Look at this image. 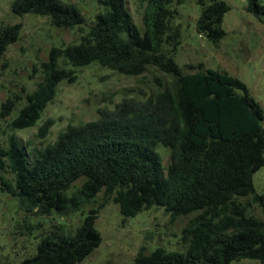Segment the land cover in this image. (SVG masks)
I'll use <instances>...</instances> for the list:
<instances>
[{"label":"trees","instance_id":"trees-1","mask_svg":"<svg viewBox=\"0 0 264 264\" xmlns=\"http://www.w3.org/2000/svg\"><path fill=\"white\" fill-rule=\"evenodd\" d=\"M145 3L139 28L126 0H100L94 16L75 44L52 48L40 64L42 81L25 96L9 129L33 127L56 94L59 83L76 80L74 69L97 64L126 76H140L148 67L171 82L143 101L123 100L113 110H99L98 119L68 125L54 143L28 154L13 135L0 143L2 192L16 197L25 211L60 216L92 205L71 234L42 237L35 254L21 264H79L101 244L97 215L110 200L123 219L152 208L174 221L194 215L182 229V251L141 248L133 264L264 263V214H249L241 199L251 197L264 209L253 174L264 166V105L246 85L225 72L189 66L185 73L174 56L181 45L175 24L183 0H139ZM196 32L212 44L224 38L223 0H195ZM245 11L264 24V5L244 0ZM15 16L45 17L57 29L79 28V8L62 0H13ZM19 26L0 27V59L18 40ZM64 65V66H63ZM68 68H67V67ZM14 100L1 104L0 119L9 116ZM52 120L39 128L44 139ZM1 135V133H0ZM168 150L166 168L158 148ZM13 177L8 181L3 173ZM81 181L79 187L74 184ZM98 195L101 201L94 206ZM264 212V210H263Z\"/></svg>","mask_w":264,"mask_h":264},{"label":"rangeland","instance_id":"rangeland-1","mask_svg":"<svg viewBox=\"0 0 264 264\" xmlns=\"http://www.w3.org/2000/svg\"><path fill=\"white\" fill-rule=\"evenodd\" d=\"M13 0H0V27L19 26L18 40L10 45L0 59V109L8 99L14 100L9 116L0 119V143L6 148L8 137L13 135L28 154L55 142L68 125L78 126L98 119V111L113 110L123 100L143 101L162 91L170 82L168 75L148 67L140 76H126L97 64L74 69L76 80L59 83L56 94L33 127L14 130L9 123L25 103V96L42 81L40 64L48 61L52 48H61L79 41L94 16L103 10L100 0H62L75 5L85 18L81 29H57L45 17L15 16L11 12ZM229 7L224 15L222 29L225 36L212 44L195 30L199 8L195 0H183L175 6V24L180 27L181 45L174 56L175 63L191 73L189 66L202 64L205 69L225 72L244 83L255 101L264 105V24L245 11L244 0H223ZM134 23L142 28L141 19L145 3L126 0ZM264 5V0H259ZM64 66V65H63ZM67 67V66H66ZM68 68V67H67ZM52 120L47 136L38 137L39 128ZM264 128V121H262ZM164 168L170 162L168 150L159 147ZM3 177L12 181L6 171ZM81 181L74 184L79 187ZM252 185L257 195L264 193V166L253 174ZM0 184V264H21L35 254L39 240L56 233L71 234L83 221L92 205L60 216H40L25 211L18 198L2 192ZM98 195L94 206L101 201ZM249 214L262 219L263 208L251 197L241 199ZM196 214L181 216L170 221L163 209L152 208L136 216L123 219L118 206L111 200L97 215L95 227L101 235V244L79 264H133L137 252L146 253L157 247L168 251H182V229ZM231 264H264L242 260Z\"/></svg>","mask_w":264,"mask_h":264}]
</instances>
